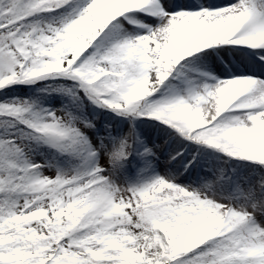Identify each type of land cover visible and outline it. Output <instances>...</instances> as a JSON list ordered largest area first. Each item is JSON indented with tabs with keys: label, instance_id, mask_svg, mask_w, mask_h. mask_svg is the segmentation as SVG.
Instances as JSON below:
<instances>
[{
	"label": "snow or ice",
	"instance_id": "1",
	"mask_svg": "<svg viewBox=\"0 0 264 264\" xmlns=\"http://www.w3.org/2000/svg\"><path fill=\"white\" fill-rule=\"evenodd\" d=\"M0 264H264V0H0Z\"/></svg>",
	"mask_w": 264,
	"mask_h": 264
}]
</instances>
